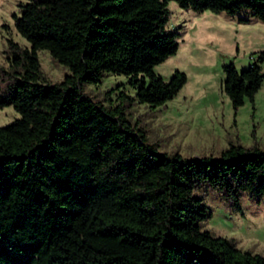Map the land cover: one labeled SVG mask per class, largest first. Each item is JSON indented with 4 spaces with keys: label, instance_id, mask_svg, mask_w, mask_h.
Listing matches in <instances>:
<instances>
[{
    "label": "trees",
    "instance_id": "1",
    "mask_svg": "<svg viewBox=\"0 0 264 264\" xmlns=\"http://www.w3.org/2000/svg\"><path fill=\"white\" fill-rule=\"evenodd\" d=\"M168 1L24 0L13 13L28 45L9 38L0 65V107L19 113L0 126V264H264L202 228L212 212L199 193L217 190L237 209L244 193L264 198V146L168 153L128 115L136 103L164 105L187 80L178 69L168 80L154 71L179 46ZM173 1L246 9L264 22V0ZM38 49L66 67L60 80L42 75ZM263 59L264 50L241 69L223 64L234 111L253 102ZM106 72L125 75L134 94H88Z\"/></svg>",
    "mask_w": 264,
    "mask_h": 264
},
{
    "label": "rangeland",
    "instance_id": "2",
    "mask_svg": "<svg viewBox=\"0 0 264 264\" xmlns=\"http://www.w3.org/2000/svg\"><path fill=\"white\" fill-rule=\"evenodd\" d=\"M24 0H0V65L6 66L5 50L9 38L21 45L27 40L16 30L13 13ZM167 26L180 33L175 54L154 66V71L168 80L175 70L186 73L187 80L177 94L164 105L150 107L134 104L128 111L132 120L144 125L148 140L159 150L179 152L184 156L219 154L229 141L244 146H264V79L251 102L234 111L222 89L223 64L233 62L237 69L248 65L264 50V22L248 16L246 9L236 14L180 7L168 1ZM240 16H248L242 22ZM42 75L51 82L60 80L67 71L51 57L47 49L37 51ZM264 71V59L261 63ZM123 74L106 72L97 83L87 84L85 91L102 99L106 90L124 86L134 94ZM114 97V95H113ZM19 116L12 105L0 107V126ZM212 214L202 228L225 236L240 249L264 256V198L242 194L240 208L231 206L217 191L200 190Z\"/></svg>",
    "mask_w": 264,
    "mask_h": 264
}]
</instances>
